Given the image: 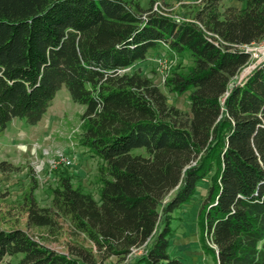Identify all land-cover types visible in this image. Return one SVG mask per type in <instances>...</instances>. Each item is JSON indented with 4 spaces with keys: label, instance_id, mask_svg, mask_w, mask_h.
Here are the masks:
<instances>
[{
    "label": "trees",
    "instance_id": "1",
    "mask_svg": "<svg viewBox=\"0 0 264 264\" xmlns=\"http://www.w3.org/2000/svg\"><path fill=\"white\" fill-rule=\"evenodd\" d=\"M157 1L0 0V132L15 119L37 126L65 87L85 107L81 145L107 169L100 201L63 165L48 206L36 186L21 203L30 228L58 238L69 225L67 253L6 229L0 189V264H97L135 251V264H186L171 252L173 222L203 181V250L215 264H264V61L237 82L253 63L243 47L264 42V0H203L189 20L155 11ZM161 47L193 60L165 83L188 95V112L151 77L126 72ZM17 171L0 162V173Z\"/></svg>",
    "mask_w": 264,
    "mask_h": 264
},
{
    "label": "rangeland",
    "instance_id": "2",
    "mask_svg": "<svg viewBox=\"0 0 264 264\" xmlns=\"http://www.w3.org/2000/svg\"><path fill=\"white\" fill-rule=\"evenodd\" d=\"M148 1L143 0V4L147 5ZM157 4L162 5L170 16L189 20L191 12L201 3L196 0H158L155 5ZM222 6L243 8L244 4L236 0H223ZM252 57L253 63L240 72L237 82L243 81L252 72L254 66L264 61L263 43L252 47ZM192 64L193 60L189 54L178 55L161 47L151 51L147 61L133 66L126 72H139L151 77L168 96L171 105L188 112L190 110L188 95L180 96L171 92L165 83L174 70L186 72ZM84 111L85 107L75 103L64 87L37 126L15 119L6 130L0 132V162L6 161L19 167V171L14 173H0V189L7 193V198L1 207L4 227L6 229L19 227L27 230L44 239L49 247L63 253H67V243L73 237L69 225L64 222L61 236L58 238L49 236L45 229L30 228L21 203L32 186H36L35 195L39 204L43 207L50 204L51 189L57 186V171L63 167L59 165L57 169H53L52 163L63 153L73 162L72 167L66 168L73 177L75 186L81 187L100 201L101 178L106 177L107 169L100 158L93 156L80 143ZM208 186V181H203L199 185L193 201L176 215V220L173 222L177 234L173 238L171 252L174 256L181 257L186 264L194 262V258L196 261L199 255L205 257L203 264H215L214 258L202 248L203 236L199 223V214ZM78 238L83 240L85 236ZM86 245L91 246L88 242ZM140 255V251H135L124 261L117 258L107 260L98 258L97 264H135Z\"/></svg>",
    "mask_w": 264,
    "mask_h": 264
},
{
    "label": "built area",
    "instance_id": "3",
    "mask_svg": "<svg viewBox=\"0 0 264 264\" xmlns=\"http://www.w3.org/2000/svg\"><path fill=\"white\" fill-rule=\"evenodd\" d=\"M196 1L199 2V3H202L203 2V0H196ZM154 10L155 11H163V12H166V9L163 8L162 5H158V4L155 5ZM177 20H184V19L177 18ZM262 43L264 44V42H262ZM261 44H259V45H261ZM253 46L254 45H246V46L243 47V49L246 50L247 52H249L250 54H252V47ZM254 68H255V66H254ZM59 165H64L66 167H72L73 162L63 153V154H60L58 156V159L57 160L53 161L52 168L53 169H57Z\"/></svg>",
    "mask_w": 264,
    "mask_h": 264
},
{
    "label": "crops",
    "instance_id": "4",
    "mask_svg": "<svg viewBox=\"0 0 264 264\" xmlns=\"http://www.w3.org/2000/svg\"><path fill=\"white\" fill-rule=\"evenodd\" d=\"M203 260H205V257L203 258V256L199 255L197 257V260L195 261V258H194V260H193L194 262H192L191 264H203ZM204 264H206V263H204Z\"/></svg>",
    "mask_w": 264,
    "mask_h": 264
}]
</instances>
